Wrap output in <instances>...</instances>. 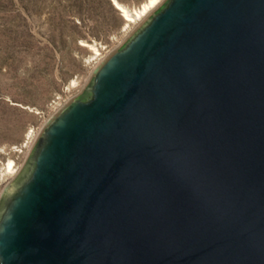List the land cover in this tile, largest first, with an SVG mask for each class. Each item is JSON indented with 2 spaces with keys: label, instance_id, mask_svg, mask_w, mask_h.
I'll return each mask as SVG.
<instances>
[{
  "label": "water",
  "instance_id": "obj_1",
  "mask_svg": "<svg viewBox=\"0 0 264 264\" xmlns=\"http://www.w3.org/2000/svg\"><path fill=\"white\" fill-rule=\"evenodd\" d=\"M0 264H264V0L141 20L5 188Z\"/></svg>",
  "mask_w": 264,
  "mask_h": 264
},
{
  "label": "rangeland",
  "instance_id": "obj_2",
  "mask_svg": "<svg viewBox=\"0 0 264 264\" xmlns=\"http://www.w3.org/2000/svg\"><path fill=\"white\" fill-rule=\"evenodd\" d=\"M140 22L128 26L114 0H0V197L50 118Z\"/></svg>",
  "mask_w": 264,
  "mask_h": 264
},
{
  "label": "bare ground",
  "instance_id": "obj_3",
  "mask_svg": "<svg viewBox=\"0 0 264 264\" xmlns=\"http://www.w3.org/2000/svg\"><path fill=\"white\" fill-rule=\"evenodd\" d=\"M162 2L163 0H144L140 6L135 8H130L124 5L123 3L119 2L118 0H114V5L122 13L127 25L131 26V24H136L140 20L144 19L148 14H150L154 9H156ZM90 49L93 51L92 55H99L102 53L100 49L96 46H92L90 47ZM76 83L77 82L74 80L73 85H75ZM19 150L21 151L22 149ZM16 165L17 163L12 158H10L6 165V170L9 173L14 174L17 171Z\"/></svg>",
  "mask_w": 264,
  "mask_h": 264
}]
</instances>
